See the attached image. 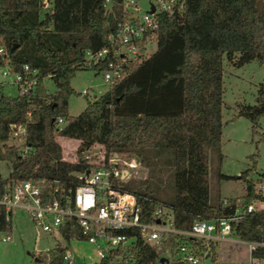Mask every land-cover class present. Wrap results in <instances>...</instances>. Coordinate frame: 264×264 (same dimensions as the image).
<instances>
[{"label":"trees","instance_id":"trees-1","mask_svg":"<svg viewBox=\"0 0 264 264\" xmlns=\"http://www.w3.org/2000/svg\"><path fill=\"white\" fill-rule=\"evenodd\" d=\"M49 3L41 12V0H0V67L19 72L27 64L37 72L35 88L26 96L4 95L0 84V159L9 160L16 176L75 183L73 173L84 165L79 153L74 163L60 159L54 140L58 135L82 146L99 143L139 161L143 178L129 180L125 188L140 206L142 221H151L160 205L171 210L175 229L187 230L194 219L226 216L236 201L246 203L257 195L255 183L247 179L255 168L251 156V167L238 176L222 175L244 182L243 194L225 198V206L220 201L209 203L206 174L208 154L219 148L223 125L222 61L234 67L252 59L264 62V0H184L180 16L159 18L153 52L125 66L122 78L86 101L75 116L66 112L69 95L76 94L70 78L85 69L84 49L104 45L116 8L107 10L103 0ZM45 77L52 81L51 92L43 86ZM27 111L24 146L30 150L20 154L3 143L9 125L23 122ZM239 116L255 130L258 118L264 116V78L255 103L238 106L231 118ZM57 117L62 124H55ZM127 232L134 237V264L158 261L160 252L154 245L141 241L136 230ZM231 234L264 244V210L244 214L231 225ZM186 240L170 235L164 247L173 257L175 246ZM61 253L54 249L50 264H61ZM208 253L207 260L196 264H235L215 260L212 243ZM250 257L263 259L264 246L256 247ZM167 263L189 264L174 258Z\"/></svg>","mask_w":264,"mask_h":264},{"label":"built area","instance_id":"built-area-1","mask_svg":"<svg viewBox=\"0 0 264 264\" xmlns=\"http://www.w3.org/2000/svg\"><path fill=\"white\" fill-rule=\"evenodd\" d=\"M147 1V7L142 10L137 0H103L107 10L116 8V12L112 11L113 28L106 35L104 45L94 51L84 49L82 59V67L100 74L103 84L109 86L117 82L122 78L125 66L138 63L153 52L159 18L178 17L184 7V0ZM49 6V0H41V8ZM0 54H3L1 46ZM36 73L27 64H22L19 72H12L5 65L1 75L9 78V84L16 89L15 95L22 97L33 92ZM81 94L85 95V90ZM29 121L30 113L27 111L23 122L10 124L8 138L3 144L13 146L15 141H19L22 144L20 154H27L30 148L24 146V133ZM62 122L61 117L55 120L56 125ZM74 144L73 150L69 149L66 156L60 159L74 163L77 153L80 154L84 168L73 173L75 183L57 178L18 177L9 160L0 159V164L6 167L5 174L0 169L1 241L12 239L14 216L19 214V218L23 216L31 226L36 238L39 235L51 238L58 235L65 242L74 240L90 244L97 257L92 264L104 261L106 264H134L133 243L125 245V242L134 240L127 232L130 230H136L141 241L154 245L157 252H162L160 250L170 235L188 239L175 246L173 258L189 264L207 260L209 244L217 241L241 243L248 256L244 263L264 264V258L250 257L256 247L264 244L240 240L231 234V225L244 214L264 210V180L258 183L255 197L246 203L236 201L228 215L194 219L189 229L179 230L172 225L171 210L160 205L155 206L151 221L140 219V206L125 188L130 174L141 168L135 157L127 158L124 154L105 149L99 143L82 146L77 140ZM220 203L225 206L227 200L224 198ZM66 248L67 245L55 243L53 248L45 252L33 250L32 262L50 264L49 251L59 249L62 250L61 264H75L74 256ZM163 253L170 254L167 248H164ZM85 257L91 263V258ZM146 264L160 263L158 259Z\"/></svg>","mask_w":264,"mask_h":264},{"label":"rangeland","instance_id":"rangeland-1","mask_svg":"<svg viewBox=\"0 0 264 264\" xmlns=\"http://www.w3.org/2000/svg\"><path fill=\"white\" fill-rule=\"evenodd\" d=\"M147 2V0H137L138 6L142 10L147 7ZM46 10H48L47 7L41 8V12ZM222 68L221 120L223 125L220 145L217 150L209 152L207 160L206 181L208 201L211 204L218 203L224 198H237L243 194L244 182L241 179L223 178L222 175L238 176L239 173L250 168L252 165L250 156L255 161V168L248 172L247 179L254 182L255 187H258V183L264 180V116L258 118L254 131H252L248 119L242 116L231 118L237 112L238 106L255 103L258 84L264 78V62L252 59L240 67H234L223 60ZM3 70L4 66H1L2 93L14 96L16 89L9 84V78L1 75ZM42 83L48 92L54 90L52 81L48 77L43 78ZM69 84L76 93L69 95L67 99L66 112L69 116L77 115L85 107L86 101H92L108 88V85L102 83L100 74H95L91 69L75 71ZM83 90L86 92L85 95L81 94ZM54 140L62 149H67L70 146V150H73L75 146L73 140L71 142L70 139L62 136L57 135ZM14 144L13 146L20 151L19 148L22 144L19 141H15ZM60 156L62 155L60 154ZM0 169L5 174V165L0 164ZM143 176L144 170L139 169L130 174L129 180H140ZM21 218H19V214L14 216L12 239L6 242L0 240V264H34L31 258L32 251L45 252L53 248L55 243H59L60 246L67 245L65 250L74 256L75 264H92L97 260L90 244L74 240L65 242L58 235H55L54 238L39 235L36 238L31 226L25 222L23 216ZM220 246L223 249L220 251L219 258L217 255L214 256L218 262H222L219 259L242 263L247 261L248 256L241 243H221ZM227 246H230L231 249H225ZM164 248L162 247L160 250L162 251L160 252L161 257L167 258V261L173 259L170 254L163 253ZM52 252L53 250L49 251V256ZM85 256L91 258V263L84 262ZM167 261L163 264H168Z\"/></svg>","mask_w":264,"mask_h":264},{"label":"crops","instance_id":"crops-1","mask_svg":"<svg viewBox=\"0 0 264 264\" xmlns=\"http://www.w3.org/2000/svg\"><path fill=\"white\" fill-rule=\"evenodd\" d=\"M71 140V142H73L74 141V143L75 142H77V140H75V139H70ZM73 140V141H72ZM56 142V141H55ZM70 142V143H71ZM57 143V142H56ZM59 145V144H58ZM60 147V154L62 155V157H65L66 156V153H68L69 152V149H70V146L67 148V149H62L61 148V146H59ZM256 189H257V187H256ZM233 236V235H232ZM234 238H236V237H234ZM221 243H231V242H228V241H217V242H214L213 243V253L215 254V255H217V258H219V256H220V251L223 249V247H221L220 245H221ZM225 249H231V247L230 246H227ZM228 256V255H227ZM228 258V257H227ZM220 261H222V262H230V261H227V260H221V259H219ZM234 262H236L235 264H237V263H242V262H237V261H234ZM234 262H231V263H234Z\"/></svg>","mask_w":264,"mask_h":264},{"label":"water","instance_id":"water-1","mask_svg":"<svg viewBox=\"0 0 264 264\" xmlns=\"http://www.w3.org/2000/svg\"><path fill=\"white\" fill-rule=\"evenodd\" d=\"M134 242V240H129V241H127V242H125V245H130V244H132ZM87 263L90 261L88 258H86L85 257V259H84ZM165 260H164V258H159V263L160 264H162L163 262H164Z\"/></svg>","mask_w":264,"mask_h":264}]
</instances>
